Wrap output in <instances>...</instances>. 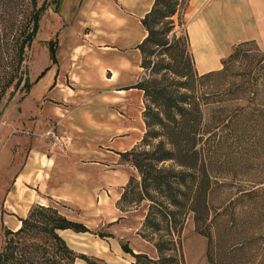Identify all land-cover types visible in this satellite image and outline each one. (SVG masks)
Returning a JSON list of instances; mask_svg holds the SVG:
<instances>
[{
    "label": "trees",
    "instance_id": "16d2710c",
    "mask_svg": "<svg viewBox=\"0 0 264 264\" xmlns=\"http://www.w3.org/2000/svg\"><path fill=\"white\" fill-rule=\"evenodd\" d=\"M59 1L55 0L56 4ZM181 2L153 0L141 18L147 33L136 46L142 55L141 66H150L151 76L133 86L142 89L146 99L142 111L145 130L138 143L119 151L120 157L137 172L129 176L119 202L130 206L148 201L143 227L156 234L153 246L157 255L134 251L127 241H121V249L133 256L129 264H184L181 231L189 212L194 229L206 237L210 249L212 231L207 197L211 174L205 152L213 142L221 141L225 146V159L231 152L238 154L245 168L249 163L242 155L245 151L253 153L252 166L264 161V49L253 39L235 43L222 58L220 68L197 76L227 78L228 81L217 86L214 98L204 100H200L193 83L195 76L191 67L181 70L176 61L177 56H183L184 49L179 55L171 56L175 63L150 58L163 52L173 55L177 42H172L167 35L174 28L173 16ZM47 6V0L41 3L38 0H0V116L15 93L21 89L28 92L49 67L45 66L33 80L29 79L27 50ZM185 38L189 43L187 33ZM47 44L50 62L54 63L56 38L48 40ZM237 66L240 69L231 72ZM231 171L238 173L234 167ZM256 173L246 180L245 188L238 190L237 199L244 196L255 199L264 194V168ZM18 220V227H4L0 264H75L79 259L89 264H108L68 244L61 231L92 230L52 204L34 202ZM93 232L101 238L111 236L109 231Z\"/></svg>",
    "mask_w": 264,
    "mask_h": 264
},
{
    "label": "rangeland",
    "instance_id": "374dc122",
    "mask_svg": "<svg viewBox=\"0 0 264 264\" xmlns=\"http://www.w3.org/2000/svg\"><path fill=\"white\" fill-rule=\"evenodd\" d=\"M42 1L38 0L39 3ZM47 1L48 6L40 19L37 34L27 50L26 65L30 80H33L45 66L50 64L47 42L53 38L57 40V34L59 32L61 34L63 30L61 28L64 27V19L57 13L62 0L58 4L55 0ZM72 2L75 0L63 1L62 9L66 14L70 12L71 5L73 7ZM184 2L185 0H182L177 14L173 16L174 28L167 35L172 42L175 40L177 42L173 55L163 52L156 57L153 54L150 58L152 60L163 58V61L170 60L175 63L171 56L179 55L180 50L184 49L183 56L176 58L178 66L184 71L191 67L195 76L193 83L197 88L200 100L201 98L204 100L205 97L214 98L217 95V86L228 81L227 78L203 79L197 77L201 67L197 59L195 63L197 56L192 54L190 44L186 42V24L182 18ZM132 26L134 29L128 34H125V29H123V33L120 30H115L106 34L105 42L116 48L117 52L115 53H121L118 50L124 51L138 41L137 28H142V25L132 24ZM62 34L66 37L70 36L72 39L68 30L63 31ZM225 40L228 41V39ZM225 40L220 46H217V49H214V52L221 53V45L226 51L228 42ZM78 43H82L81 47L84 48L88 42L83 39L78 40ZM256 43L261 47L258 42ZM64 45L65 41L61 40L59 43L58 38L57 48L61 52L66 51ZM136 48L138 47L133 46L129 49L135 50ZM61 52L58 59L60 60L59 68L62 69V64H67L68 58L65 57V53H63L64 56H61ZM138 53L135 55L136 57L129 54L131 63L133 61L137 65L134 82L130 83V80L123 82L128 83L129 87H135L133 85L136 82L151 76L150 66H141L142 55L140 50ZM108 54L110 55L111 52ZM227 54L228 52L224 57ZM220 59L222 60V58ZM220 67L221 65L218 68ZM239 69L240 66L234 67L231 72L235 73ZM161 74L162 71L157 76L161 77ZM66 75L68 76V73ZM89 75L94 80L97 79L96 71L93 73L91 69ZM166 76L168 77V75ZM61 78L64 81L63 75ZM179 79L185 80L186 78L179 77ZM64 82L69 83L68 77ZM55 83L56 78L54 76L53 79L51 78L49 82L43 85L39 82L34 83L28 92L24 89L17 91L0 116V128L4 126L3 144L8 140L9 145L8 152L4 148H0V244L4 227H18L20 222L19 220L16 222V219L19 213L24 212L30 204L33 194H36L37 201L35 202L52 204L68 217L82 221L92 230L91 232H75L65 229L60 232L76 251L101 258L103 262L108 264H129L133 260V256L124 252L120 247L121 241H127L134 251H144L150 256H156L157 252L153 246V238L156 237V234L143 227L148 201L142 200L130 206L121 205L119 202L120 194L129 176L137 172L129 162L120 157L117 149L112 148L110 158H104L99 153H97L98 156H90V154L80 156L78 162L80 177L79 179L74 177L73 185L59 186L58 191L63 193L62 196L59 194V196L53 197L46 192H39L38 187L32 190L24 184V180H33L35 174L38 173L40 164L39 155L34 152L26 161L31 147H36L38 153L46 151V149L49 150L46 152L56 150L58 153H62L66 151L68 146L69 138L65 132L59 129L58 118L56 112L53 111L62 101L59 94L49 91V88ZM137 92L140 94L141 91ZM135 97L134 88L128 92L127 99L134 100ZM115 99L113 96V100ZM145 100L143 94V103L139 106V108L142 107V110L145 106ZM46 105L48 107H45ZM127 118L129 121L126 134L123 132L116 139L123 140L133 134L135 138L137 137L136 144L140 141L145 130L144 119L142 124L139 115L137 119L135 116H127ZM1 136L0 130V138ZM93 138V136H89V142L94 141ZM91 144H94L97 152L104 147V144L99 143V141ZM129 145L126 149L132 147V144ZM0 146L3 147L1 144ZM225 152V146L221 144V141L213 142L205 152V162L211 174V188L207 200L210 207L212 245L210 249L207 248V239L204 235L196 232L192 213L189 212L181 231V252L184 257V264H264V194L255 199H249L247 196L242 199L235 197L240 188H245L248 185L246 180L252 179L254 174H257L256 170L264 168V161L259 166H255V164L252 166L253 163L250 160L253 153L245 151L242 155L249 162L245 168L242 166L238 154L231 152L228 159H225ZM25 162L24 170L20 173ZM233 167L238 171L237 175L232 173ZM63 171L65 174L69 173L67 170ZM74 173H76L75 169ZM17 174L19 176L14 183ZM68 178L71 179V177ZM32 182L33 186L37 185L36 181ZM48 190V193H51L50 187ZM10 209H15L18 213L15 214ZM98 229L109 231L111 236L101 238L93 232ZM75 264L89 263L79 259Z\"/></svg>",
    "mask_w": 264,
    "mask_h": 264
},
{
    "label": "crops",
    "instance_id": "0c3cea01",
    "mask_svg": "<svg viewBox=\"0 0 264 264\" xmlns=\"http://www.w3.org/2000/svg\"><path fill=\"white\" fill-rule=\"evenodd\" d=\"M63 1L57 13L64 19L62 32L68 30L72 39L70 36H64L62 32L57 34L56 62H50L48 69L36 82L43 85L55 76L56 83L49 91L59 94L62 98L60 105L53 111L56 112L59 129L69 138L68 146L62 153L56 150L46 152L49 151L47 149L38 153L36 147H31L26 161L33 152L39 155L38 173L32 180L36 181L37 185L33 186L32 181L24 180L28 188L34 190L38 187L39 192H46L53 197L59 194L62 196L63 193L58 191L59 186L73 185L74 177L79 179L80 156H98L99 153L104 158H110L112 148L119 152L125 150L128 144L135 145L137 137L133 134L123 140L116 137L127 132V116H135L137 119L139 115L143 124V110L142 107L139 108L143 103L142 90L129 87L128 83L123 82H134L137 65L133 61L131 63L129 54L138 55L139 50L129 48L136 46L146 35L147 31L141 18L153 3V0H75L70 12L66 14L62 9ZM182 18L185 20L191 52L197 56L195 63L197 59L201 67L200 73L217 69L221 65L220 58L229 53L231 46L239 41L253 39L264 49V0H185ZM132 24L142 25V28H137L138 41L124 51L118 50L121 53H115L116 48L105 42L106 34L115 30L123 33V29L125 34H128L134 29ZM228 35L230 37H227ZM58 38L59 43L61 40L65 41L66 51L61 52L57 48ZM83 39L88 42L87 46H84L85 49L81 47L82 43H78V40ZM223 40L228 42L226 51L221 45V53L214 52ZM60 52L61 56L65 53L68 58L67 64H62V69L59 68ZM91 69L93 73L97 72L96 80L89 75ZM61 75L66 80L68 77L69 83H65ZM134 88L136 97L134 100H128L127 94ZM139 90L140 94L137 92ZM0 130V144L3 146L0 148L7 151L8 140L3 144L4 126ZM89 136H93L95 140L89 142ZM95 141L104 144L102 150H95L94 144H91ZM25 164L26 162L20 173L23 172ZM63 170L69 173L65 174ZM19 174L16 175L14 183ZM49 187L51 193H48ZM36 199V194H33L30 204L37 201ZM30 204L19 216L26 213ZM10 210L18 213L15 209Z\"/></svg>",
    "mask_w": 264,
    "mask_h": 264
}]
</instances>
